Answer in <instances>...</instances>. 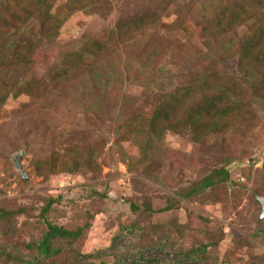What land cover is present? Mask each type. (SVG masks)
I'll list each match as a JSON object with an SVG mask.
<instances>
[{
	"label": "rangeland",
	"instance_id": "374dc122",
	"mask_svg": "<svg viewBox=\"0 0 264 264\" xmlns=\"http://www.w3.org/2000/svg\"><path fill=\"white\" fill-rule=\"evenodd\" d=\"M238 1L0 0V210L25 209L0 220V264H264V104L238 53L257 22L213 32ZM244 1L264 14V0ZM205 77L238 91L205 90ZM216 96L229 133L205 129ZM51 200L45 218L82 234L46 256Z\"/></svg>",
	"mask_w": 264,
	"mask_h": 264
},
{
	"label": "trees",
	"instance_id": "16d2710c",
	"mask_svg": "<svg viewBox=\"0 0 264 264\" xmlns=\"http://www.w3.org/2000/svg\"><path fill=\"white\" fill-rule=\"evenodd\" d=\"M249 5L250 4H248L244 0H240L236 2L235 7H233L229 11H226L220 16L219 28L214 29L213 32L215 36H223L227 33H230L236 30L240 26L246 25V23L251 18H253L257 22L253 33L249 36H246L240 41L238 45V53L241 54V58H242L241 62H244L243 64L245 68L249 71L248 73H246V75L244 74L246 82L250 84V86L253 88L261 87L262 94L261 95L257 94L256 97H257V101H260L259 103L264 104V45L263 46L260 45V43L264 40V14H258L254 12V7L248 10ZM44 13H45V10H42V15ZM46 19L47 17H44V20ZM18 56L19 55L17 53L15 52L13 53V59L14 58L16 59V63H19L20 61ZM0 57H1L0 58V68L3 69V66L6 67L4 63V59L7 57V54H4V52L0 50ZM202 83H204L205 90L210 88L209 86L211 83L214 86V92L217 94L230 93L228 92V89H231L233 91H238L237 87L223 85V83L221 84L220 82H215L213 81V79L209 80L206 77L203 78ZM256 83H258L259 85L256 87L253 86ZM1 88L2 87L0 86V108L5 100V93H3ZM178 91L180 93H186V94L193 93V86L192 84L186 85V86L181 87V89L173 91L172 93H176ZM239 91L243 92L242 90H239ZM179 100L180 98L178 97V95L171 96L167 100L163 101L161 104H158L157 108L155 109L153 113V117H151V120H150L152 121L151 123L152 126L157 125L156 122L158 121L159 117L162 116L165 119L168 118V114H169L168 111L172 109L176 104H178ZM216 101L219 102V105H221L220 110L214 111L217 107L214 106L211 100H206L204 102V106L202 105L203 106L201 109L203 111L202 114L205 115V118H204L205 129L208 132V134L216 133V132H226V131L227 133H229L232 131L231 130L228 132V129L232 127L231 126L232 119L231 120L228 119L230 117L229 107H223V105L225 104L221 96H216ZM210 111H214V114H211ZM237 111L238 112L235 113V116L241 119H243V116L246 115V112H249V111H250V116L251 117L254 116V110L252 109V107L245 109V103H244L243 108H237ZM196 125L197 126H194L191 131L193 133V137L197 139L201 135L199 134V130L203 128L201 125H198V124ZM199 126L200 128H198ZM75 168L73 170H75ZM49 172L52 173V171H49ZM38 173H40V171H38ZM228 174L229 173L227 169H220V170L213 171V175H208L201 182H199L200 183L199 189L201 190L207 187L214 186L215 182L212 180L213 176L223 175L224 177H227ZM52 203H53L52 200L49 201L41 212V217L44 218L47 229H46L44 236L41 238L40 242L36 245L38 251L41 254L46 255V256L57 255L60 253V250L58 248H55L52 245V241H54L55 239L65 238L69 240H75V239H78L82 234V229L70 230L63 226L53 224L45 218L46 213L49 211ZM134 208L136 207L133 205V209ZM167 210H170V208L163 207V208L158 209L157 211L163 212ZM24 211H25L24 208H18L12 211L0 210V220L9 219L11 217L16 216V214H20ZM147 211L153 212V209L148 206L145 209V212Z\"/></svg>",
	"mask_w": 264,
	"mask_h": 264
},
{
	"label": "water",
	"instance_id": "95a60500",
	"mask_svg": "<svg viewBox=\"0 0 264 264\" xmlns=\"http://www.w3.org/2000/svg\"><path fill=\"white\" fill-rule=\"evenodd\" d=\"M14 162H15V169L20 173L22 179H26L28 175L23 171V166L21 164V157L17 156ZM257 198L262 206V212H261V218H262L264 217V196L263 197L260 196Z\"/></svg>",
	"mask_w": 264,
	"mask_h": 264
}]
</instances>
